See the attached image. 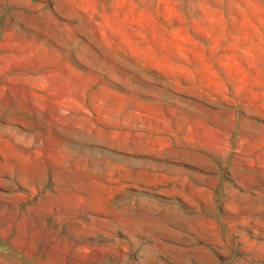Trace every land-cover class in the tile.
Wrapping results in <instances>:
<instances>
[{
  "label": "rangeland",
  "instance_id": "374dc122",
  "mask_svg": "<svg viewBox=\"0 0 264 264\" xmlns=\"http://www.w3.org/2000/svg\"><path fill=\"white\" fill-rule=\"evenodd\" d=\"M0 264H264V0H0Z\"/></svg>",
  "mask_w": 264,
  "mask_h": 264
}]
</instances>
